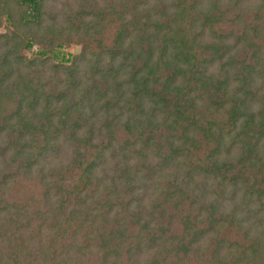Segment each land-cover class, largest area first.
<instances>
[{"label":"trees","instance_id":"1","mask_svg":"<svg viewBox=\"0 0 264 264\" xmlns=\"http://www.w3.org/2000/svg\"><path fill=\"white\" fill-rule=\"evenodd\" d=\"M1 25L0 264H264V0H0Z\"/></svg>","mask_w":264,"mask_h":264},{"label":"rangeland","instance_id":"2","mask_svg":"<svg viewBox=\"0 0 264 264\" xmlns=\"http://www.w3.org/2000/svg\"><path fill=\"white\" fill-rule=\"evenodd\" d=\"M63 3V2H62ZM61 3V4H62ZM5 29L1 25L0 26V32H3ZM79 37L71 38V42L69 45L64 46V52L68 54L69 56L76 55L79 52ZM38 49L37 46H34L29 51H24V56L28 59L26 60L27 65L29 66V72L31 75L35 78L42 75L43 72H46L48 67H54L51 71V75L58 79L60 77H63L65 75L64 70L60 67H58L55 63H53L50 60H47V57L40 59L37 55H32V53L36 52Z\"/></svg>","mask_w":264,"mask_h":264}]
</instances>
